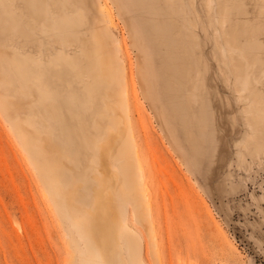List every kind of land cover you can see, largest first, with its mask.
<instances>
[{
    "label": "rangeland",
    "instance_id": "374dc122",
    "mask_svg": "<svg viewBox=\"0 0 264 264\" xmlns=\"http://www.w3.org/2000/svg\"><path fill=\"white\" fill-rule=\"evenodd\" d=\"M49 1L50 12L46 11L47 5L46 9L42 4L39 7L45 0H20L16 8L0 2V52L8 63L6 78L17 81L15 64L27 73L10 90H5V85L7 89L11 84H0V264H77L81 260L72 245L69 217L61 215L56 193L42 174L43 164L36 165L28 144L40 142L43 137V147L50 149V157H59L57 148L66 150V157H72L64 184L67 194V186H78L81 196L76 197V202L90 203L93 195L100 196L92 172L98 162L104 161L101 150H94L97 163L92 162L87 169L89 157L85 147L93 141L82 142L85 130L91 132L95 127L93 119L88 120L80 110L73 114L67 103L69 92L76 90L81 98L78 104L86 105L81 78L75 77L76 71L70 64L65 65L66 60L57 68L49 60L61 55L59 48L66 59L73 58V52L91 42L95 29L105 25L102 4L109 8L113 19L105 52L110 50L116 55L111 61L114 70L119 73L121 64L124 65L129 79L124 83L116 79L112 85L120 102L117 111L119 115L125 111L127 117V121L121 118L117 124L126 125L134 138L142 168L141 189L146 188L149 197L148 206L143 202L139 206L135 194L115 196L113 211L105 215L114 221L120 217L140 236L144 264H264V131L257 143L247 139L252 129L264 126L260 123L262 115L255 118L251 113V96L245 92L259 88L257 97L264 102V15L258 12L257 1L63 0L62 11V4H56L61 0ZM28 3L32 8H28ZM32 9H45L42 14L51 15L45 17L40 12L36 17ZM21 11L26 17L31 15L32 21H24L27 18L21 16ZM55 13L58 19L67 14L69 17L58 22ZM15 17L22 21V31L16 35ZM53 19L58 27L61 23L62 34L70 31L67 33L71 37L65 32L69 39L77 34L75 41L82 45L77 47L74 43L67 48L54 38L52 41L59 43L56 45L50 36H41L39 29V34L31 37L37 32L36 27V32L32 31L34 23L40 25L46 20L50 25ZM68 22L78 23L73 26L75 30L69 25L65 28ZM57 26L53 31L60 36ZM183 37L192 44L188 46ZM40 46H44L43 50L51 48V53ZM37 49L46 56L40 68L28 59L40 56ZM12 53L15 54L10 56ZM144 62L151 71L148 77L156 85L145 82L146 73L140 79L138 71ZM37 70L43 73L45 84L60 93V114L65 123H50L52 126L47 129L53 130L52 135L44 126L39 135L33 124L4 110L12 102L24 116L36 111L23 93L16 91L23 84L32 92L31 96H37L35 88L27 84ZM89 112L93 118L96 116ZM105 115L93 129L97 134L94 144L112 150L118 145L114 116L109 112L108 118ZM19 127H23L22 134ZM106 127L111 129L109 133ZM23 135L30 142H24ZM112 181L109 179L108 183L114 187ZM101 200L106 201L102 197ZM89 205L85 206L86 211L94 210ZM94 217L99 219L98 214ZM84 256L87 259V254Z\"/></svg>",
    "mask_w": 264,
    "mask_h": 264
},
{
    "label": "bare ground",
    "instance_id": "6f19581e",
    "mask_svg": "<svg viewBox=\"0 0 264 264\" xmlns=\"http://www.w3.org/2000/svg\"><path fill=\"white\" fill-rule=\"evenodd\" d=\"M17 1H20V0H0V2L9 3L12 7H15V8L17 7V5H16ZM45 1H46L45 3L44 2H41V3L38 2L39 7L42 4V6L44 5V7L46 9V5L48 6V3L50 1L49 0H48V2H47V0H45ZM58 1H60V0H58ZM61 1H62V3H61ZM61 1L59 3L57 2L56 4H62V5H60L61 11H62L63 0H61ZM170 1H171V3L174 2V0H170ZM256 1L258 3V12L260 14L264 15V0H256ZM35 3L37 4V2H35ZM171 3H169V5ZM7 6H8V4H7ZM27 6L29 8L31 5L28 3ZM35 6H38V4ZM170 6H172V5H170ZM2 7H4V6H2ZM30 8H32V6ZM4 9H5V7H4ZM45 9H44V12H45ZM47 10H49L48 12H50L49 6L46 9V11ZM100 10H101V14H103L104 17L106 18L105 19V25H101L99 28L95 29V32L90 37L91 42L88 43L89 45L87 44V46L83 45V47L82 46H81V48L79 47L82 44L80 43V45H79L78 44L79 41H75V39L78 38L77 34H76V37L72 38V39H69L71 36H70V33H67L68 30H65V32L67 34H69L70 37L67 34L65 35V32H64V34H62L63 31H62V33L59 31L61 29V28H59V27H61V23H60V26L58 27L55 24L56 22L54 23V21H55L54 19H53L52 23H50V25L55 24L54 26H52V28L49 25V22H47L48 24L45 22L46 20H43V23L40 25H36L34 23L35 26H32L31 28H32V31L33 30L35 31V29H37L36 30L37 32L35 31L36 33H33L34 31L33 32L31 31V33H33V35H31V37L39 34V31H38V29H39L41 31V36H44V35L46 37L50 36L51 42H53V43H55L54 41H52L54 38H55V40L56 39L60 40L63 45L66 44L67 48H69L74 43L78 42L76 44H77V47H79V52H73V55H70L71 57L73 56V58H69V55H68L69 59H66L65 54H62V50L60 52V50H59L60 48H59L58 52H59V54L61 53V55L60 56L55 55L56 58H55V56H53L52 58H54V59L49 60L50 63L53 64V66H56V68H57V66H59L61 64L62 61L66 60L65 65L70 64L72 66L71 69L73 70V68H74V71H76V73H77V75H76L74 73V71H72L76 75L75 77H78V75H79V77L81 78L82 85L84 86V89L86 92L85 93V97H86L85 98V100H86L85 104L86 105L81 106L82 104H78L79 100L81 99L80 95L76 90H71L69 92V94H70L69 97H67L68 108L73 112V114L77 115V114H79V112H81V114H83V116H86L88 120L93 119V124L95 126L93 129H96L98 127V125L101 123V119H102L104 113L107 114V115H105L107 118H108V112H109V114L114 116V118H113L114 121H112V122L114 123V129H115V133H116L115 137H117L116 142H115L118 144L117 148H115V149L113 148L112 150H106V148L103 147L101 144H99V146L97 147V142H96V144H94V142L97 141L94 138V136L97 137V134L93 133V129L91 132L88 130H85V132H84L85 137L81 135L82 139H83L82 142L84 140H85V142L86 141L88 142L89 140L93 141V144H90L88 147H85L86 154L89 157V166L87 167V169H90L92 162L97 163V159L94 157V154H93L94 150H97L98 152H99L98 148H100V150H101L100 151V153H101L100 157L104 161L97 163L98 166L93 169L92 174L94 173V175H93L94 178L95 179L97 178V184H99V189H100V190H98L100 192V196L102 198H105L106 201L103 202L101 200L100 196L93 195V198L91 199L90 203H85L82 200L76 202V197L78 198L81 196V194H78V191H77L78 186L77 185L74 186L73 188L67 186V188L69 189L68 194H67V191L65 189V186L67 184H64V179L66 177L65 172L70 171L69 165H70V162L72 161L71 160L72 157H66V156H68L66 153V150L64 152H62L60 150V148H57L56 150L61 154L59 155L58 158L57 157L52 158V157H50L49 154H47V150H48V153H50L49 152L50 149L49 148L47 150L44 149L43 141H42L43 137H40V140H41L40 142L37 140L33 143H29V144L27 143L28 146L30 147L28 149V151L30 153L34 154L35 159L38 162L36 164L38 167H40V165L43 164L42 174L44 175L45 180L49 184L51 191L56 193L55 197L57 199V205L58 206L60 205L59 211H60L61 215L66 214V216H68L70 218V219L68 218L67 220H69L68 222L71 225L70 229L73 232L71 235L72 245L75 248V250L77 252L76 254L78 255L79 259H81L80 262L77 264H144L142 257H141L142 247H141L140 236H138L137 233L133 229L126 226L122 222L120 217H117L114 221L113 218L111 220L108 218V216L105 215V214H109L111 211H113V206H114V199L113 198L115 196H118V195L125 196L127 193L135 194L140 201L139 206H142L141 202L145 203L148 206L149 205L148 204L149 197H148V191L146 190V188L141 189V186H142V178H141L142 177L141 176L142 168H141V165L139 164V161H138V152H137L136 146L134 144V138L132 137V135H130V131H128L126 129V125L122 126L120 124V126H119L118 125L119 123L117 124V121L120 122L121 118H124L127 121V117H126L125 111L121 112L120 115L118 113L119 110L117 109V105H119L120 102H118V100L115 97V93L112 90V85L115 84L116 79L118 81L123 80L122 81L123 83H124V81L129 82V79H128V75L126 73V69H125L124 65L121 64V67L119 68V73L114 70L111 61H113L115 58H117L116 55H113L110 52V50L105 52V48H108V45L106 44V42H108L106 37L108 36V33L110 32V27L113 25V19L111 18L109 8L106 6V4H102L100 7ZM31 11L33 12L32 14H34V16H36V17H38L40 15V12H41V11L35 12V11H37V9L36 10L32 9ZM42 11H43V9H42ZM21 12H20V15H21ZM44 12H41L42 16L45 15V17H46L48 15H51V13L47 14L48 12L43 15L42 13H44ZM8 14H10V12ZM53 14H52V17L49 16V18H48L50 21H51V18H53ZM64 14H66V11L64 12ZM78 15H79V17H83V14H81V13H78ZM21 16H24L25 18H27V19H24V21H27L29 18L31 19V15H30V17H26V14H23V12H22ZM54 16L57 17L56 13ZM62 17H63V15L61 17L59 16V19L57 17L56 21L58 19V22H59V20H60V22L61 21L65 22L64 19H62ZM66 17H69V15L67 14ZM66 17H63V18L66 19ZM17 18H19V17H17ZM17 18L16 17L13 18V19H15V27H14L15 35L21 33V31H22L21 30L22 21H21V19H17ZM13 19H12V21H13ZM43 19H44V17H43ZM70 19L71 18H68L69 22H70ZM10 20H11V18H10ZM30 21H32V20H30ZM63 22H62V24H63ZM69 22L67 24L64 23V25L66 24L65 28L67 25H69V27L71 26V28H73L74 25L76 26L78 24V23H76V24L71 25V24H69ZM71 22L73 23V21H71ZM29 23H27L28 26H30ZM55 26L58 27L57 30L59 31L60 36L56 32L57 37L56 36L53 37V35L56 34V33H54V31H56V29H54ZM63 27H62V29H65ZM79 27H80V25H79ZM24 28H26V25ZM24 28H23V30H24ZM33 28H35V29H33ZM14 29H13V31H14ZM53 29H54V31H53ZM263 29H264V24H263ZM73 30H75V29L73 28ZM68 32H70V31H68ZM22 33L25 34L26 32H22ZM28 33H30V32H28ZM79 33H80V30H79ZM74 35H75V33H74ZM63 36H65V37H63ZM67 36H68V38H67ZM72 36H73V34H72ZM38 37H40V36H38ZM20 38H21V36H20ZM79 38H81V36ZM36 40H38V39L36 38ZM79 40L81 41V39H79ZM184 40H185V38H184ZM38 41H40V39ZM84 42L85 41H83V43ZM185 42L188 43L186 40H185ZM20 43H23V41H21ZM55 44L58 45L59 43L57 44V42H56ZM190 44H192V43H188V46H190ZM33 45L34 44H32V46ZM36 45H38V44H36ZM36 45H34V46H36ZM183 45H185L184 47L187 48L185 43ZM25 46H27V42H26ZM36 47L39 48V46H36ZM36 47H34V48H36ZM5 48H6V46H5ZM9 48H10V46H9ZM27 48H29V47H27ZM30 48L32 49L33 47H31V45H30ZM42 48L44 49V46L43 47L40 46V49H42ZM11 49H9V50H11ZM49 49L51 50V48L47 47L43 51L47 50V53L49 54V53H51L49 51ZM188 49H186V50H188ZM191 49H192V47H191ZM32 50H35V49H32ZM37 51L39 53L38 49H37ZM141 51L142 50L140 49V52ZM194 51H195V49H194ZM58 52H57V55H58ZM68 52L71 53V51H68ZM189 52L192 53L193 49H192V52L191 51H189ZM5 53H6V49H5ZM43 53L42 54L39 53L40 56H38V57L35 54L36 57L32 56L31 58L30 57L29 58L27 57V58L29 59V61L31 59V62H34L36 68H40L43 64H45V61H44L45 59H43V57H46V56H44ZM74 53H76L80 56L76 57L74 55ZM14 54L12 53V54H10V56L14 55ZM139 54L141 57L142 56L141 53H139ZM47 57H49V55ZM4 59L5 58L3 57V53L1 51L0 52V69L2 67V70L0 71V77H1L0 78V80H1L0 84L2 85L3 82L5 84H11L10 86L7 87V89H6V85H5V90H8V89L10 90L11 88H14L13 84H15V82H17V84H18V82H20L19 81L20 79H24L27 76V73L22 72V66L20 64H15V66H13V69L15 72H18V73H15L16 74L15 79L17 78L16 79L17 81H14V78H12V80L7 79L6 76H8L9 74L6 73V72H8L7 71L8 69H6L5 66H8V63L5 62ZM50 63H49V66H50ZM145 65H147V62H144V64L142 65V68L138 71L140 79H142V76L145 77V73H146L147 79H145V82L148 84H153V85L155 84L156 85L157 82L153 78L148 77L149 72L151 73V71ZM46 66H47V63H46ZM62 66H64V64ZM79 67H80V69H79ZM12 77H13V75H12ZM30 81L31 82L27 83V84H30L32 87L35 88V90L38 94L37 96H33V95L31 96L32 92L30 94L27 87L26 88L23 87V84H22V87L21 88L19 87L17 89L18 91H16V92L23 93V95L25 96V99L27 100V103L30 105V107L33 110H36V111L28 112V114L26 113L27 116H24V114H22L21 109L18 107H15L14 103H12V102H8L7 107H5L4 110L7 111L8 114H10L11 116L13 115V116L17 117V119H20V120L22 119L29 124H33L34 128L36 129L35 131L39 135L42 132V126H44L46 128V132L49 135H52L53 130L47 129V127L52 126V125H50V123H52L53 121L54 122L57 121L58 123H61L62 125H64V123H65V121L63 122V119L61 118L62 115L60 114L61 104L59 103L60 99L58 98L60 93L58 91L54 92V90H52V88H50V86L48 87L47 84H45V82L43 80V73H41L40 70L36 71L35 77L33 79L31 78ZM3 86H1V87H3ZM263 86H264V83H263ZM245 92L251 96V98H249L250 106L252 108L251 113L254 115L255 118H258L259 115L261 114L262 119L260 120V123L264 126V102H263L261 97L260 98L257 97V95L260 93V89L259 88H257V89H245ZM65 99H66V97H65ZM107 101H109L110 104H107L106 103ZM90 107H91V109H90ZM96 107L98 108L97 110H96ZM40 110H44L45 112L41 113ZM78 110H80V111L78 112ZM89 111H91L96 116L93 118V115ZM111 111H114V113H111ZM74 117H75V115H74ZM88 120H87V122H88ZM256 121H257L258 125H260L259 120L257 119ZM22 130H23V127H19L18 132L20 134H22V132H23ZM105 130L109 133V131L111 129H109V127H106ZM130 130H131V128H130ZM123 131H125L124 134H121ZM261 131H264V127L263 128L257 127L256 129H252V131H251V133L247 139L253 140L255 143H257L258 140L260 139ZM38 134H37V136H38ZM21 137L23 138L24 142L29 141V140H27V138L24 135ZM85 145H86V143H85ZM85 145L83 144V146H85ZM83 146H82V148H83ZM53 147L54 148L56 147L55 144H53ZM88 157H87V159H88ZM110 166H114L115 168L112 169V168H110ZM109 179L113 180L111 183H113L114 187L109 185V183H108ZM90 189H92L91 186H90ZM99 203H101V204H99ZM88 204H90L89 206H91L94 210L90 209V210L86 211L85 206H87ZM86 212H89L88 213V214H90L89 217H87ZM97 214L99 215V219H95V217H94V215H97ZM101 214H103L104 216L101 217ZM92 216H93V218H92ZM116 230H117V232H116ZM122 240H123V242H122ZM84 254H87V259H84V257H85Z\"/></svg>",
    "mask_w": 264,
    "mask_h": 264
}]
</instances>
